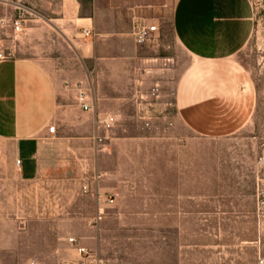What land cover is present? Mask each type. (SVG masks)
Returning a JSON list of instances; mask_svg holds the SVG:
<instances>
[{"label":"crops","instance_id":"0c3cea01","mask_svg":"<svg viewBox=\"0 0 264 264\" xmlns=\"http://www.w3.org/2000/svg\"><path fill=\"white\" fill-rule=\"evenodd\" d=\"M30 1L37 12L26 27L30 41L0 59V138L9 146L17 179L57 182L55 175L77 174L91 161L92 173L79 179L95 215V223L88 220L76 234L83 245L107 264L213 261L208 236L202 244L199 238L209 220L200 218V198L214 197L199 190V149L210 145L199 139L231 135L251 114L254 99L236 60L251 31L249 0ZM0 3V15L14 11L15 4ZM133 15L157 24L153 42L132 40ZM173 70L175 78L166 80ZM152 82L162 93L172 89L169 136L152 138L137 127L133 136L119 135L130 116L125 108L137 117L136 91ZM80 90L90 91L92 109L81 106ZM96 110L110 112L115 121L107 149H94ZM50 123L54 133L47 130ZM111 193L116 195L109 203ZM10 228L2 217L0 262L23 264L28 258L17 252L23 242L7 238Z\"/></svg>","mask_w":264,"mask_h":264},{"label":"rangeland","instance_id":"374dc122","mask_svg":"<svg viewBox=\"0 0 264 264\" xmlns=\"http://www.w3.org/2000/svg\"><path fill=\"white\" fill-rule=\"evenodd\" d=\"M249 1L251 31L236 60L243 68L241 72L254 99L251 114L231 135L214 140L199 139L211 145L209 148L200 146L198 157L199 190L214 194L209 199L200 198V211L204 212H200V218L209 219L208 230L199 232L200 244L208 236L209 247L213 250L209 255L214 254L213 261L209 259L208 264H264V226L259 225L256 213L257 196L263 194L264 198V0ZM30 2L26 3L32 7ZM29 18L27 27L33 25L37 15H29ZM31 31L27 28L26 35L20 34L11 41L17 49L15 54L20 51L19 47L24 50L22 45L30 41ZM166 72L157 71V74L165 75ZM149 73L152 75L153 71ZM177 73V70L168 71L166 80L174 79ZM156 78L165 80V77ZM125 110L130 116L122 120L123 130L119 135L133 136L137 127L140 131L146 130L152 138L169 136L168 129L161 132L144 128L142 120L134 117L129 106ZM96 135L98 137L92 139L94 149L95 146L107 149L111 131L100 127ZM9 159V146L0 138V211L7 212L0 214V219L6 217L8 226L12 227L6 230L8 239L23 242V248L17 251L28 258L23 264L32 257L38 258V264H54L57 258L65 261L55 264H79V255L66 242V237L78 235L88 220L91 225L95 223V215L90 212L91 200L85 198L83 184L79 183L82 175L88 171L92 173V162H84L76 168L80 174L54 176L61 181L23 182L17 179ZM51 178L53 175H47V179Z\"/></svg>","mask_w":264,"mask_h":264},{"label":"built area","instance_id":"2783aa9c","mask_svg":"<svg viewBox=\"0 0 264 264\" xmlns=\"http://www.w3.org/2000/svg\"><path fill=\"white\" fill-rule=\"evenodd\" d=\"M15 4L14 11L10 14L0 15V59L10 58L16 53L14 45L11 41L16 40L20 34L25 32L27 22L30 20L29 15H37V12L33 7H30L25 0H5ZM0 0V2L5 3ZM250 2V1H249ZM8 3V2H6ZM251 4V3H250ZM158 31L157 24L149 20L144 15H133L130 22L129 33L132 40L137 44L145 42H153L156 38V32ZM83 32L87 34L88 28H84ZM142 73H149V68H141ZM89 97V99H88ZM172 89H169L165 93H162L161 87L157 82H152L146 86L144 91L139 89L136 91V113L137 117L142 120L144 128L164 132L172 124L171 116L168 107L172 105L171 100ZM77 99L80 101L83 109H92V103H90L91 94L88 90H80L77 95ZM159 103L163 104V107L159 110H155V106ZM94 123L100 126L103 130L109 131L113 126L114 118L110 112L107 111H94ZM56 125L50 123L47 126L49 133H54ZM98 135H92V139H96ZM16 164L20 162L19 158L15 159ZM87 185H83V189L86 190ZM114 193L106 198V201L111 203ZM257 221L259 225L264 226V198L263 194L257 196ZM67 242L75 249L79 255V264H107L105 258H103L96 249L89 248L83 245L76 234H72L66 237ZM28 264H35L34 260L28 262Z\"/></svg>","mask_w":264,"mask_h":264}]
</instances>
